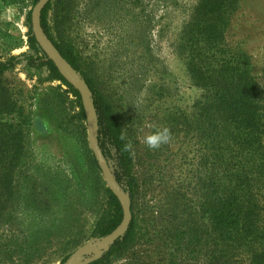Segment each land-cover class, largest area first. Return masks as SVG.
<instances>
[{
  "label": "rangeland",
  "instance_id": "374dc122",
  "mask_svg": "<svg viewBox=\"0 0 264 264\" xmlns=\"http://www.w3.org/2000/svg\"><path fill=\"white\" fill-rule=\"evenodd\" d=\"M104 2L94 9L93 0H52L47 17L49 39L72 52L79 75L90 80L131 145L136 226L115 264H219L204 206L222 169L212 138L201 130L208 95L194 73L199 65L211 77L231 57L248 63L264 91V0H233L227 7L226 0L220 7L213 0ZM37 4L0 0V62H18L0 75V148L10 171L16 166L12 184L0 188V264H66L106 238L97 228L109 210L110 188L93 163L81 96L50 80L47 69L28 68L26 56L36 54ZM207 12L224 23L212 44L194 23ZM164 127L170 142L148 149L143 137ZM109 164L113 170L117 161Z\"/></svg>",
  "mask_w": 264,
  "mask_h": 264
},
{
  "label": "trees",
  "instance_id": "16d2710c",
  "mask_svg": "<svg viewBox=\"0 0 264 264\" xmlns=\"http://www.w3.org/2000/svg\"><path fill=\"white\" fill-rule=\"evenodd\" d=\"M104 1L93 0V8H101ZM213 1L214 7H220L224 0ZM232 1L226 0V7ZM50 8L51 3L42 14V26L47 36L53 40V28L47 17ZM229 18L226 15V27ZM194 23L207 44L220 41L221 28L224 26L221 16L210 12L198 13ZM31 42L36 54L26 56L29 70L42 72L47 69L51 73L50 80L61 82L80 98L79 92L64 79L55 64L39 48L35 37H32ZM55 45L63 57L80 72L72 52L58 42ZM17 65L15 57L0 62V75L15 69ZM197 68L199 72L194 73L196 81L208 95L201 111L204 117L200 122L201 130L207 140L212 138L216 161L223 171V174L222 171L219 173L218 187L211 204L208 202L204 206L205 214L210 216L212 231L219 247L218 263L238 264L247 260L250 264H264V91L251 76L246 61L237 62L226 56V64L219 63L217 72L211 77L207 76L208 71L203 66L198 65ZM83 76L94 92L90 80L84 74ZM93 100L99 115L100 147L108 162L117 161L113 173L123 192L131 196L134 206L137 183L132 174V154L121 126L108 106L95 93ZM5 153L6 148L3 146L0 148V188L3 186L6 189L12 184L16 166H12L10 171L11 166L3 157ZM92 159L98 167L96 158L92 156ZM4 170L8 173L3 176ZM107 192L110 197L109 210L97 228L100 238L109 236L123 221L121 203L112 191ZM1 211L0 209V213ZM135 226L134 216L126 236L100 258L87 264H115L134 238Z\"/></svg>",
  "mask_w": 264,
  "mask_h": 264
},
{
  "label": "water",
  "instance_id": "95a60500",
  "mask_svg": "<svg viewBox=\"0 0 264 264\" xmlns=\"http://www.w3.org/2000/svg\"><path fill=\"white\" fill-rule=\"evenodd\" d=\"M51 1L52 0H40L32 12L34 37L38 43V46L48 56L49 60L55 64L64 79L79 92L89 126L91 150L102 170L108 187L117 197L123 209V221L115 231H113L105 239L99 241L94 247L84 248L77 251L66 263L79 264V262L85 258L98 255V258H100L102 255L108 252L118 240L126 236L133 222V203L131 196L123 192L121 185L118 183L113 170L100 147L99 115L93 100L94 94L90 86L79 75L78 71L63 57V55L59 52V50L44 31L42 26V14Z\"/></svg>",
  "mask_w": 264,
  "mask_h": 264
},
{
  "label": "clouds",
  "instance_id": "9594fccd",
  "mask_svg": "<svg viewBox=\"0 0 264 264\" xmlns=\"http://www.w3.org/2000/svg\"><path fill=\"white\" fill-rule=\"evenodd\" d=\"M170 140L171 132L167 127L157 129L152 134L143 137V143L150 150L159 149L162 145L169 143ZM128 147L131 148V145Z\"/></svg>",
  "mask_w": 264,
  "mask_h": 264
}]
</instances>
